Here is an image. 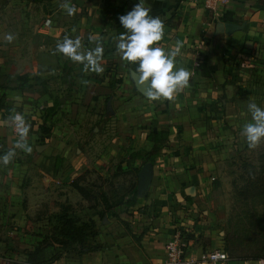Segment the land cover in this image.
<instances>
[{
  "label": "crops",
  "instance_id": "obj_1",
  "mask_svg": "<svg viewBox=\"0 0 264 264\" xmlns=\"http://www.w3.org/2000/svg\"><path fill=\"white\" fill-rule=\"evenodd\" d=\"M43 1L47 9L40 13L42 23L34 30L52 40L56 33L64 32L65 37L56 42H63L66 37L73 41L78 39L80 48L77 51L91 52L100 46L102 53L95 61L99 68L104 67L105 60L118 63L116 77H121L122 81L116 84V88L109 89L108 94L113 92L114 95L108 98L106 108L101 113L96 110L92 114H99L102 118L95 121L93 133L98 132L99 125L103 129L105 122L108 123L106 117L115 118V136L110 143H118L119 147L124 143L125 160L131 150L150 149L152 141L147 138L150 131L166 129L168 140L159 155L145 158L152 165V178L146 192L138 194L137 179L136 203L127 210H119L120 206H116L117 216L113 217L120 220L111 219L108 224L97 227L95 241L99 247L96 250L80 256L56 257L53 253L46 257L45 250H36V256H30L33 251L16 253L11 248L4 257L10 259L8 261L16 257L13 260L20 264H31L33 259L48 260L42 264H164L166 245L176 233H180L188 253L217 248L221 240L216 238L212 227L214 218L206 206V196L216 176V165L234 156L240 143H245L243 129L253 123L249 105L255 103L264 109V0H226L214 10L206 9L200 0H144V6L151 10L150 15L159 16L164 21L162 39L151 46L163 48L166 52L177 51L175 67H183L191 74L187 87L170 99L159 100H150L135 90L129 69L135 70L137 65L122 58L117 47L121 36H117L113 28L115 10L120 7L131 10L138 0ZM66 6L74 8L71 15ZM47 19L50 22L44 25ZM226 22L234 23L238 28L229 34L217 30L218 24ZM3 30L1 25L0 39ZM37 47L44 52L43 48L47 46L38 44ZM50 57L57 62L56 54ZM60 58L67 65L66 69L74 73L77 88L86 83L92 88L102 84L105 69L97 72L89 63L80 64L71 58L67 61L68 56L63 53ZM11 64L0 55V204L7 202L10 189L16 187L12 175L22 170V160H15L7 152H23L28 159L33 157L31 152L44 157L46 153L37 151L36 146L43 145L42 141L46 143L47 129L40 127L39 123L45 118L46 125H56L54 121L58 117L64 119L61 110H57L63 104L51 101L55 94L45 89L36 92L34 86L28 87L30 80L22 83L16 78L22 73L13 77L7 75ZM200 65L204 67L203 74ZM46 68H38L37 75L45 73ZM209 73L212 77L207 76ZM5 74L6 77L2 76ZM41 86L44 87L38 85L36 88ZM73 96L76 95L70 97ZM70 97L66 101L68 105H63L67 107L69 117L73 114L68 106L74 103ZM36 101L41 102L38 103L40 107L45 105V114L49 117L40 119L37 112L33 113L32 106ZM85 111L77 118L83 117ZM19 112L26 113L32 122L26 126L27 132L23 136L21 133L16 136L11 128L12 118ZM63 129L71 133L74 128L66 124ZM50 137V143H62L53 138L54 135ZM21 163L27 170L26 160ZM4 165L11 168L6 171ZM188 186L194 187L193 196L185 194ZM2 207L5 208V204ZM12 209V206L7 208ZM218 264L257 263L228 259Z\"/></svg>",
  "mask_w": 264,
  "mask_h": 264
},
{
  "label": "rangeland",
  "instance_id": "obj_2",
  "mask_svg": "<svg viewBox=\"0 0 264 264\" xmlns=\"http://www.w3.org/2000/svg\"><path fill=\"white\" fill-rule=\"evenodd\" d=\"M200 1L203 4V0ZM43 4V0H0V26L4 27L1 32L0 55L6 63H12L7 75L13 77L18 73L26 74L31 81L28 87L34 86L36 92L45 89L48 93L55 94L54 99L51 98L52 102L57 100L58 103L68 105L66 101L69 97L76 95L70 97L74 99V103L68 106L73 115L67 116V107L61 105L57 110H61V117L64 119L59 120L58 117V121H54L56 125H46L45 118H42L41 123L40 120L37 121L40 127L47 129L46 143L42 141L43 145L47 146L41 150V153H46L44 157L40 158L38 154L31 152L33 157L28 159L29 156L23 152H7L15 160H26L28 167L25 170L26 165L20 162L22 170L19 169L18 173L12 175L16 187L10 189L11 195L8 199L5 198L7 202L2 201L3 204H0V255L3 258L0 264H20L13 260L16 257L12 261L4 257L11 248L12 252L16 253L21 250L26 253L33 251L30 256L39 250H45L46 257L53 253L56 257H67L69 254L80 256L83 253L80 240L52 233V228L55 225L59 227L62 223L59 222L58 216L66 213L73 224L78 226L84 221L93 220L98 228L108 224L111 219L120 220L113 217L117 216L113 203L121 197L122 200L125 199L128 187L135 181V172L130 167L116 169L118 164L124 162L126 150L122 147L124 143H121V147L118 143H110L115 136V118L106 117L108 123L105 122L103 129H100L99 125L98 132L93 133L95 121L102 118L98 113L97 116L92 114L96 113V110L101 113L103 108H106L110 95H114L113 92L108 93L110 88L117 87V83L109 87L108 78H119L116 77L118 63L105 60L104 67L101 68L105 69L101 85L92 88L86 83L77 88L74 73L63 66L61 52L54 51L60 43L56 41L65 37L64 32L56 33L55 39L52 40L34 30L42 23L43 16L40 13L47 9ZM45 6L48 5L45 3ZM37 15H40V18ZM8 36L12 37L11 40L7 39ZM38 44H46L44 52H40ZM52 54H56V63L53 57H50ZM45 67L46 72L38 76L36 70ZM2 76L6 77V74ZM10 82L12 81H7ZM38 85L44 87L36 88ZM44 102L46 100H43ZM38 103L41 102L33 103V113L37 112L40 119L42 116L49 117L45 114V105L40 107ZM84 109L86 111L83 117L77 118ZM17 114L27 120V126L32 123L26 113ZM72 116L74 118H71ZM66 124L74 128L71 133L63 129ZM57 125L58 128H55ZM51 134L62 143H50ZM45 150L47 151L44 152ZM244 163L264 164V137L251 147L245 140V143H240V148L236 149L234 156L216 165V176L206 196V206L211 211V218H214L212 227L215 229L216 238L221 240L216 246L218 249L229 255L224 248V240H227L226 243L230 244L229 249L234 255L258 254L260 258H264V198L250 200L238 197V189L243 185L241 176L246 175ZM4 167L6 171L11 168L9 165ZM71 181L88 189L90 198H82L71 185ZM4 204L5 208L2 207ZM11 206L13 209L7 210ZM101 213H104L103 217H106L107 222L102 221ZM200 217L201 213L198 215V218ZM20 229L22 231L18 233ZM86 231L89 233L90 230ZM55 238L63 242H58ZM10 240H13L12 243ZM94 242L88 235L84 238V243L88 245L94 246ZM18 254L16 256H19ZM30 259L32 260V257ZM46 261L48 260L33 259L31 264H42Z\"/></svg>",
  "mask_w": 264,
  "mask_h": 264
},
{
  "label": "clouds",
  "instance_id": "obj_3",
  "mask_svg": "<svg viewBox=\"0 0 264 264\" xmlns=\"http://www.w3.org/2000/svg\"><path fill=\"white\" fill-rule=\"evenodd\" d=\"M66 7L71 15L74 8ZM150 11V8L144 6V0H138L131 10L118 17L120 25L126 32L121 34L117 47L121 50L124 60L137 65L133 72L134 75L138 74L136 83L142 85L145 80L148 81V88L144 93L148 99H170L180 89L188 86L191 74L183 67H175L174 58L177 51L166 52L163 48L151 46L162 39L164 21L159 16L150 15ZM11 38L7 37L9 40ZM79 48L78 39L73 41L67 37L57 45L58 51L74 60L82 59L77 51ZM101 53L100 46L85 53L89 66L97 72L102 71L95 63ZM249 108L252 110L253 123L245 125L243 135L251 147L264 137V109L257 107L255 103L250 104ZM12 119L20 126L21 135L26 134L27 128L23 126V117L17 114ZM4 162H8L7 157L4 158Z\"/></svg>",
  "mask_w": 264,
  "mask_h": 264
},
{
  "label": "trees",
  "instance_id": "obj_4",
  "mask_svg": "<svg viewBox=\"0 0 264 264\" xmlns=\"http://www.w3.org/2000/svg\"><path fill=\"white\" fill-rule=\"evenodd\" d=\"M129 9L126 7H120L115 10V16L113 21V28L115 29L116 35L121 36L122 33H125L126 30L120 25L118 17L120 15L125 14L128 12ZM68 57L67 61L69 60ZM72 59V58H71ZM64 67H67V65L64 63ZM201 73H205L204 67L200 65ZM207 76L212 77V74L209 73ZM18 80H20L22 83H25L29 77L26 74H22L19 76H16ZM122 81L121 77L114 80V78L109 76L108 78V86L113 87L116 83H120ZM2 99V98H0ZM55 105V103H54ZM148 140L152 141V145L150 149H137V150H131L128 154L127 159L121 164H118L116 169H121L123 166L130 167L134 172L135 181L128 187V194L131 193L130 197H128L126 200H122V197L113 203V206H120V209L127 210L129 206H133L136 203V196L137 192L135 190L136 187V181H137V173L140 169V167L147 162L145 159L146 157H154L159 155V153L162 150V147L165 145V142L168 140V130L166 129H160L157 131H150L147 134ZM246 170V171H245ZM244 172L246 175L241 176V179L243 181V185L240 189H238V197L243 199H250V200H256V199H262L264 198V164H252V163H244ZM71 185L76 189V191L81 195L84 199L90 198V192L88 189H86L84 186L78 184L75 181H71ZM127 194V195H128ZM126 195V196H127ZM103 199H105V196L103 195ZM104 213H101L100 216L103 217ZM59 222L62 223L57 227L52 228V233L54 235H64L68 237H74L77 240H80L82 243V250L84 251H92L96 250L99 247V244L96 243L95 237L98 233V228L93 220H90L89 222H83L80 225H74L73 221L70 219V217L66 213H61L59 216ZM61 226V227H60ZM86 230H90L89 233H87ZM51 233V234H52ZM86 235L90 236V239L95 241V245L91 246L86 243H84V238ZM58 242H63L61 239L55 238ZM58 239V240H57ZM227 240H224V248L226 251L229 252L228 258L234 259V260H243V261H257L258 259H261L258 254L255 255H234L231 253L230 244L228 245L226 243ZM264 259V258H263Z\"/></svg>",
  "mask_w": 264,
  "mask_h": 264
},
{
  "label": "built area",
  "instance_id": "obj_5",
  "mask_svg": "<svg viewBox=\"0 0 264 264\" xmlns=\"http://www.w3.org/2000/svg\"><path fill=\"white\" fill-rule=\"evenodd\" d=\"M225 2L226 0H203V6L206 9L214 10L216 6ZM49 22L50 20H45L44 25H48ZM23 121V126L26 127L27 120L23 118ZM11 128L16 136L20 135V126L14 119ZM228 259L227 253L218 248H212L196 254L188 253L180 233H176L166 245V259L164 264H218ZM256 263L264 264V259H258Z\"/></svg>",
  "mask_w": 264,
  "mask_h": 264
},
{
  "label": "water",
  "instance_id": "obj_6",
  "mask_svg": "<svg viewBox=\"0 0 264 264\" xmlns=\"http://www.w3.org/2000/svg\"><path fill=\"white\" fill-rule=\"evenodd\" d=\"M217 30L219 31H225L226 33H231L234 30H236L238 28V25L234 24V23H230V22H226V23H220L217 25ZM78 53L81 55L82 59L81 60H77L78 63L82 64V63H88V60L85 58V53H87L84 50L78 51ZM134 70L133 69H129V77L130 80L133 82L134 88L137 92H139L141 95H143L144 97H146L144 95L146 89L148 88V81L145 80L144 83L142 85H138L136 83V80L138 79V74L134 75L133 74ZM45 147V145H40V146H36V150L37 151H41L43 148ZM152 178V165L150 162H145L139 169L138 173H137V192L139 195H143ZM185 194L191 195L193 196L195 194L194 191V187L193 186H188L185 188L184 190ZM103 222H107L106 217L104 216L102 218Z\"/></svg>",
  "mask_w": 264,
  "mask_h": 264
}]
</instances>
